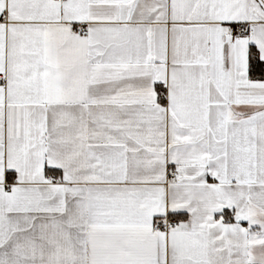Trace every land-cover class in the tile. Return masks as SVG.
Returning a JSON list of instances; mask_svg holds the SVG:
<instances>
[{"label": "snow or ice", "instance_id": "1", "mask_svg": "<svg viewBox=\"0 0 264 264\" xmlns=\"http://www.w3.org/2000/svg\"><path fill=\"white\" fill-rule=\"evenodd\" d=\"M0 264H264V0H0Z\"/></svg>", "mask_w": 264, "mask_h": 264}]
</instances>
